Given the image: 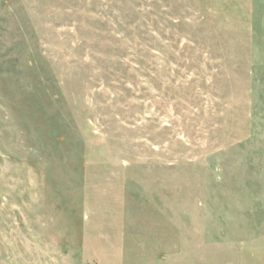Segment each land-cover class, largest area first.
Wrapping results in <instances>:
<instances>
[{"label": "rangeland", "instance_id": "374dc122", "mask_svg": "<svg viewBox=\"0 0 264 264\" xmlns=\"http://www.w3.org/2000/svg\"><path fill=\"white\" fill-rule=\"evenodd\" d=\"M0 264H264V0H0Z\"/></svg>", "mask_w": 264, "mask_h": 264}]
</instances>
